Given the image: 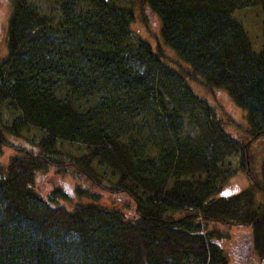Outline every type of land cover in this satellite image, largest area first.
I'll return each instance as SVG.
<instances>
[{
	"label": "trees",
	"instance_id": "obj_1",
	"mask_svg": "<svg viewBox=\"0 0 264 264\" xmlns=\"http://www.w3.org/2000/svg\"><path fill=\"white\" fill-rule=\"evenodd\" d=\"M9 1L0 113L4 101L17 112L0 116V264H235L230 252L244 246L264 257V155L259 176L247 169L248 184L219 193L234 171L224 156L246 153L247 140L222 127L159 41L132 32V7ZM144 1L187 74L226 90L250 136L263 133L264 0ZM253 4L258 50L232 13ZM4 145L12 151L2 159ZM48 167L83 183L42 196L34 178ZM95 186L127 197L131 213ZM217 223L235 224L229 249Z\"/></svg>",
	"mask_w": 264,
	"mask_h": 264
},
{
	"label": "rangeland",
	"instance_id": "obj_2",
	"mask_svg": "<svg viewBox=\"0 0 264 264\" xmlns=\"http://www.w3.org/2000/svg\"><path fill=\"white\" fill-rule=\"evenodd\" d=\"M42 9L48 8L49 0H34ZM117 2L131 6L133 9V19L130 20L129 26L132 32L136 35L144 37L155 43L159 41L163 45L165 51V59L169 60V64L175 67L184 77L187 84L191 89L201 97H203L214 109V116L220 120L222 127L235 136L241 141L247 140V151L246 153H240V151L233 152L224 156V165L232 169L228 177L225 179L224 184L219 189V193L228 194L233 191L240 189L241 187L248 184L249 178L246 174L248 169L250 172L259 176L260 162L264 155V132L260 133L255 137H251L248 130L246 129L248 123L245 116L244 107L238 105L233 101L231 96L221 87L210 86L208 87L204 82L198 78L189 76L186 72L190 71V66L184 62L170 46L165 44L160 36L159 32V18L158 15L149 7L144 0H116ZM10 9L9 0H0V57L5 53L6 44V19ZM233 15L238 17L249 37L250 46L253 50H258L262 41L263 36L261 32V8L259 4L246 5L240 8H236L232 11ZM17 110L10 108L8 104H1V121L10 119ZM191 129L189 124L183 123L182 130ZM10 138L14 139L9 135ZM75 152L82 150V147H73ZM2 159H5L12 148L3 146ZM69 184L80 181L75 174L58 173L53 168L48 167L39 170L35 174L34 184L42 196L47 195L53 186H59L67 188ZM81 182V181H80ZM83 183V182H81ZM95 190L101 191L100 200L105 204H112L120 206L124 211L131 213V201L124 196L113 195L104 189L95 186ZM260 190H257V194ZM60 201L64 202L68 206L71 205L70 200L59 198ZM220 229L229 231L228 237L223 238L225 247L229 249V242L235 238V224L217 223ZM245 247V246H244ZM240 248V256H235L234 253L230 252V261L235 264H244L245 261L241 256L247 255L246 261L248 264H264V257L254 254L253 256L248 255L246 249ZM242 250V251H241ZM243 260V261H242Z\"/></svg>",
	"mask_w": 264,
	"mask_h": 264
}]
</instances>
